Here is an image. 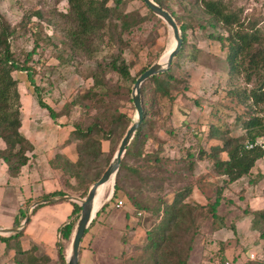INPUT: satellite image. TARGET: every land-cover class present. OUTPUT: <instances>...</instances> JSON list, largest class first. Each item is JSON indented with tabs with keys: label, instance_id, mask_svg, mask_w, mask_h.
Returning <instances> with one entry per match:
<instances>
[{
	"label": "rangeland",
	"instance_id": "obj_1",
	"mask_svg": "<svg viewBox=\"0 0 264 264\" xmlns=\"http://www.w3.org/2000/svg\"><path fill=\"white\" fill-rule=\"evenodd\" d=\"M106 1L107 5L115 8L116 12L137 11L140 15L146 16V19L128 30L121 31L119 21L115 17H110L105 20L103 28L95 35L84 40L80 46L71 47L69 31L76 25L70 15L67 0H0V19H4L15 29L9 38L15 57L22 62L27 53L34 51L28 61L34 69V85L28 82L24 71H15L13 76L17 80V87L25 91L30 89L36 100L34 87L42 88L41 95L44 101L59 111L74 97L80 99L86 94L87 89L93 84L90 75L96 72L104 76L109 88L107 90L109 96L103 99L100 107L108 113L113 112L114 107L122 111L127 110L132 113L133 120L135 118V108L131 101L133 84L120 78L116 73L109 72L105 69V64L113 55L121 52L130 74L138 77L143 69L169 54L174 47V39L165 21L150 12L142 0H120L118 3L116 0ZM191 1H167L177 15L189 20L186 31L188 52L186 56L177 60V64L172 65L173 74L181 80L178 83L179 91H172V99L158 97L153 92V84L147 80L143 82L146 107L152 121L149 130L152 137L146 141L145 151L160 152L162 160L159 163L165 169L164 172L158 168L149 173L151 177L166 181L164 183L154 180L142 182L136 178L127 181L126 178L123 182L127 190L135 194L138 192L136 188L141 185L145 190L140 195L153 209L157 205V200L160 198L170 200L174 191L191 179L183 170L184 159L180 157L185 156V149L189 142L195 141L196 135L192 136V133H206L210 125L221 129L228 128L234 136L242 133L235 119L247 117V111L250 112L251 107L249 102L244 104L236 98L233 99L229 92L236 90L243 94L244 91L256 86L260 77L254 75L247 81L243 73L232 76L228 74L224 60L227 48L221 47L219 41L208 38L209 34L215 33L212 27L206 25L205 18L197 19L187 13L186 10L193 8ZM221 1L229 10L238 13L244 27H249L253 23L258 32L264 36V0ZM200 25H204L205 28H200ZM217 30L223 33L220 27H217ZM191 55H195L196 60L191 61ZM263 72L261 71L262 78ZM184 85L187 86L185 89ZM111 97L110 101L108 98ZM194 101H197L195 106ZM97 110V107H93L84 112L81 106H74L69 115L58 117L57 123L63 127L72 125L78 120L84 122L83 119L86 116H94ZM253 111L264 117V102ZM181 137L184 140L182 142ZM72 141L78 143L76 140ZM118 144L117 140L103 139L101 141L103 155L97 160L84 161L80 166L82 178L68 174L72 184L68 181L65 184L67 192L79 195L75 197L83 198L81 195L89 184V180H94L105 170L110 162H106L107 158L114 156ZM203 144L206 143L203 141ZM75 148L76 145H73L68 151H75ZM73 157L77 159V156ZM144 162L130 161L143 171L148 169V165L154 164L153 160H144ZM205 169L208 170L207 175H209L204 182L201 179L195 189L196 199L200 201L199 203H203L200 205L214 199L212 194L215 185L212 182L214 177L209 166ZM205 169L202 168V172L198 169L196 176L204 173ZM243 181L246 188H243L244 190L239 188L241 191L233 189L228 191L230 202L222 203L218 208V212L224 213L227 218L247 216L250 214V205L253 207L261 205L256 202L249 204L248 199L254 195L251 191H246L247 178ZM242 185L238 187H243ZM129 186L134 188L130 189ZM111 188V181L101 188L105 191L97 207L106 201ZM120 199L123 201L122 198ZM197 200L194 202L198 203ZM109 202L110 200L106 204ZM116 204L111 202L85 232L80 245V253H83L81 263L85 264L93 255L96 264H151L149 258L142 253V246L146 239V232L159 222V214L146 210L134 213L131 207L125 204L117 207ZM128 209L132 210V213L126 216ZM196 222L198 233L188 264H221L218 257L220 249L223 250L225 264H246L251 260L264 264V237H260V232L252 231L248 218L245 217L238 223L235 235L230 229L214 231L212 217L207 208L198 209ZM70 244L71 241L66 244V255ZM2 247L3 244L0 242V251ZM86 253H89L90 257L86 256ZM6 258L8 256L4 253L0 264H9ZM53 264H57L56 260Z\"/></svg>",
	"mask_w": 264,
	"mask_h": 264
},
{
	"label": "trees",
	"instance_id": "obj_2",
	"mask_svg": "<svg viewBox=\"0 0 264 264\" xmlns=\"http://www.w3.org/2000/svg\"><path fill=\"white\" fill-rule=\"evenodd\" d=\"M119 1L116 0L117 3ZM155 1L168 10L178 23L182 45L173 58L171 67L163 73L151 76L147 81L153 84L155 95L172 99V91H179L178 83L181 82L173 74L172 65L177 64V60L186 56L188 52L189 43L186 31L189 26V20L186 17L177 15L168 4L167 1L169 0ZM67 2L70 15L76 25L73 30L69 31L71 42L69 44L71 47L80 46L84 40L95 35L103 28L105 20L110 17H115L119 21L121 31L128 30L146 19V16L140 15L137 11L116 12L115 8L107 5L106 0H67ZM191 2L193 8L186 10L187 13L197 19L205 18L206 25L212 27L215 33L209 34L208 38L219 41L221 47L227 48L224 60L228 74L232 76L243 73L247 81L254 75H259L260 77L257 85L246 92L244 91L243 94L236 90L229 92L233 99L236 98L240 103L244 104L249 102V107H251V114L247 111V117L242 116L235 119V123L242 130V133L234 136L228 128L221 129L215 125H210L206 133H192V136L196 135L194 137L195 141L189 142L185 149V156L180 157L184 159L183 170L186 171V174H189L191 179L185 185L178 187L170 200L163 198L157 200V205H155L154 209L140 195L145 190L141 185L136 188L138 190L136 194L131 193L123 185L126 178L127 181L133 178L142 182L154 180L164 183L166 181L162 178L151 177L149 173L154 169L157 170L159 168L163 172L165 169L159 163L162 160L160 152L151 153L145 151L146 141L152 137L149 132L152 121L148 115L145 102V84L141 85L143 120L122 157L115 177L112 198L108 204H105L100 209L96 218L101 212L106 210L111 202L117 203V201L121 200L120 198L124 201L123 203L121 200L122 203L131 207L134 213L146 210L156 215L159 214V222L146 232V239L142 246V253L149 258L151 264H188L198 233V224L196 222L198 209H208L209 215L212 217L214 231L227 228L235 235V220L227 218L224 213H219L218 208L221 206L220 204L230 202L227 192L232 190L230 186L232 182L237 181L242 176H249V183L254 185L261 178L259 173L251 177V170L264 157V150L257 145L248 147V144H253L258 138L264 136V117L253 111L259 104L264 102V75L263 78L261 77V71H264V36L258 32L253 23L249 27H244L238 13L229 10L221 0H192ZM38 15L40 16L39 13ZM217 27H220L223 33L218 32ZM200 28H205V26L200 25ZM14 30V27H11L7 21L0 19V139L5 143V148L0 150V159L7 164L8 170L12 175H17L21 167L27 163L28 157L26 153L32 151L33 145L20 132V94L17 80L14 78L13 73L15 71H24L28 82L34 85V69L28 64L34 51L27 53L26 58L22 62L18 61L14 51L11 49L9 39ZM190 60H196L195 55H191ZM105 69L116 73L120 78L131 84L137 78L130 74L129 67L121 56V52L112 56L105 64ZM90 76L93 84L87 89L86 94L82 96L83 99L74 97L59 111L44 101L41 95L42 88L34 87L38 105L41 108H45L54 120L58 117L69 115L71 108L74 106H81L84 112H87L89 108H98L94 116H86L83 119L85 120L84 122L78 120L71 125L72 139L78 142L76 144L77 160L72 162L66 157H57L60 162L56 166L63 168L70 176L79 179L82 178L80 166L83 165L84 161L87 159L97 160L103 155L101 141L105 139L120 142L132 121V113L127 110L122 111L114 107L113 112L108 113L103 107H100L103 99L109 96L107 91L109 88L104 76H100L96 72H93ZM183 87L185 89L187 86L184 85ZM108 99L111 101L112 97ZM196 102L194 101L193 105ZM212 140L215 142L211 143L210 141ZM180 141H184L183 137L180 138ZM203 141L206 143L205 145ZM222 154H225V157H222ZM111 157L112 155L107 158V163ZM132 160L143 162L144 160H153L154 164L152 166L148 165V169L143 171L138 165L130 163ZM203 161L209 163L211 173L219 177V179L215 183L214 191L212 192L214 199L204 205H200L195 203L190 197L194 186L199 184L202 177L207 176L206 173L200 177L196 176V171L199 169L198 163ZM101 174L99 173L97 178L89 180L88 183L90 184L97 180ZM89 184L85 187L81 197L85 196ZM129 187L130 189L134 188ZM58 195H64V193L55 191L43 198ZM71 204L73 207L71 214L58 229V241L56 242L57 264H65L66 244L72 240L73 230L80 215L79 204L77 202H71ZM38 206H35L34 209ZM132 210L128 209L126 216L130 212L132 213ZM249 213L252 215V229L260 232V237H264V208L249 210ZM21 217L22 219L25 217L24 212L21 213ZM96 218L93 219L90 226H92ZM16 224H19V221ZM21 235L22 230L7 236L0 235V240L4 242L6 249L14 248L12 257L14 264H50L48 257H36L32 248L23 250L19 243ZM218 257L220 263L225 264L226 260L222 249L219 250ZM246 264H261V262L251 260L247 261Z\"/></svg>",
	"mask_w": 264,
	"mask_h": 264
},
{
	"label": "crops",
	"instance_id": "obj_3",
	"mask_svg": "<svg viewBox=\"0 0 264 264\" xmlns=\"http://www.w3.org/2000/svg\"><path fill=\"white\" fill-rule=\"evenodd\" d=\"M18 91L21 104L20 132L30 141L33 145V149L26 153L28 161L21 167L20 172L17 175H12L8 170L7 164L0 159V228H19L24 220V218L22 219L21 217V213L24 212L26 215V213L31 210L28 222L22 228L17 230H22V235L19 238L20 246L23 250H29L32 248L36 257H48L50 259V264H53L55 263V260H57L56 242L58 241V229L71 214L73 208L71 202H74L68 199H60L59 197H79V195H73L72 193L67 192L65 184L67 181L71 184L72 182L71 179H68V173L65 172L63 168L56 166V164L60 162L57 160V157H66L70 161L75 162L77 159L73 156H77L76 148L75 151L68 150H70L71 146H75L76 143L72 141L71 125L60 127L57 123L58 119H52L48 114V111L38 105V102L34 99L30 89L25 91V89L20 90L18 87ZM210 142L212 143L215 141L212 140ZM4 148L5 143L0 139V150ZM222 157L225 156L222 154ZM207 166H209V163L206 161L198 163L200 172H202V168L205 169ZM205 170L204 173L207 174L208 170ZM251 173V177L257 173L261 175V178L254 185L249 183V176H242L237 181L232 182L230 186L233 190H240L239 188L244 190L243 188H246V186L244 187L243 180L247 178V183H245L248 188L246 191H251L254 195L248 199L249 204H253V202L261 204L258 207L250 205L249 208L251 210L262 209L264 208V157L256 163L255 167L251 170ZM207 176L201 178L203 182ZM212 176L214 177L212 182L216 183V180H218L219 177L213 174ZM241 184H243V187H238ZM198 185L194 186L192 190L190 197L192 200L196 199L195 189ZM101 188H103V186L99 188L95 199L96 207L100 197L105 191V189ZM55 191H62L64 195L48 197L53 198L54 201L43 202L38 204L39 206L37 208H31L34 202L48 199L43 197L52 194ZM199 202L200 201H198V203ZM245 217L248 218V223L251 226V214L247 216L242 215L239 217H230L235 220L236 231L238 223L243 221ZM17 221H19V224H16ZM250 228L252 229V226ZM221 230H227V228H222L216 232ZM252 231L257 230L252 229ZM14 232L16 231L3 235L7 236ZM0 242L3 244L0 251V259L4 256V253H6L8 258L5 260L8 261L9 264H14L12 260L14 248L8 250L6 249L4 242L1 240ZM82 255L83 253H79L78 264H82ZM85 255L89 256V253H86ZM88 261V263L85 262V264H96L93 255Z\"/></svg>",
	"mask_w": 264,
	"mask_h": 264
},
{
	"label": "water",
	"instance_id": "obj_4",
	"mask_svg": "<svg viewBox=\"0 0 264 264\" xmlns=\"http://www.w3.org/2000/svg\"><path fill=\"white\" fill-rule=\"evenodd\" d=\"M142 2L147 6V8L152 13L160 17L169 26L174 39V47L169 52L164 62H161L160 59L157 60L156 62L148 66L135 79V82L133 83L131 89V101L135 108V118L131 121V123L127 127L124 135L122 136L118 144L114 156L110 160L105 170L102 172L101 176L89 185L86 195L83 198H78L73 196L59 197L60 199H68L77 202L81 209L80 215L74 227L70 248L65 257V264H78L80 245L82 238L85 234V231L88 229L89 225L91 224L92 220L96 217L100 209L112 198L114 191L113 187H114L115 177L119 169L122 157L128 145L130 144L131 140L133 139L136 130L138 129L140 123L143 120V107H142V99H141L142 83L147 79H149L151 76L167 71L171 66L173 58L176 56L182 45V37L178 23L171 15V13L168 10H166L164 7H162L155 0H142ZM109 181L112 182V188L109 193V196L106 199V201H104L99 207H96L95 199L98 194V190L102 185L108 183ZM49 201H54V199L48 198V199L36 201L32 204L31 208L35 207L40 203L49 202ZM30 212L31 210H29L26 213L25 218L19 228H12V229L0 228V235L17 231L18 229L22 228L28 222V219L30 217Z\"/></svg>",
	"mask_w": 264,
	"mask_h": 264
},
{
	"label": "built area",
	"instance_id": "obj_5",
	"mask_svg": "<svg viewBox=\"0 0 264 264\" xmlns=\"http://www.w3.org/2000/svg\"><path fill=\"white\" fill-rule=\"evenodd\" d=\"M254 145L260 146V147L264 150V136L258 138V139L255 141V143H253V144H252V143L248 144V147H253ZM122 205H123V203H122L121 200L117 201V204H116L117 207H121Z\"/></svg>",
	"mask_w": 264,
	"mask_h": 264
},
{
	"label": "bare ground",
	"instance_id": "obj_6",
	"mask_svg": "<svg viewBox=\"0 0 264 264\" xmlns=\"http://www.w3.org/2000/svg\"><path fill=\"white\" fill-rule=\"evenodd\" d=\"M165 55H166V54H165ZM167 56H168V55H167ZM167 56H166V57H162V58L160 59V61H161V62H164V61L166 60ZM109 182H110V181H109ZM104 185H105V184H104ZM104 185H102V186H104ZM102 186H101V187H102Z\"/></svg>",
	"mask_w": 264,
	"mask_h": 264
}]
</instances>
